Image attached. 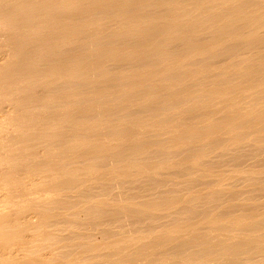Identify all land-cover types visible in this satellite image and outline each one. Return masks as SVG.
I'll use <instances>...</instances> for the list:
<instances>
[{
	"label": "bare ground",
	"instance_id": "6f19581e",
	"mask_svg": "<svg viewBox=\"0 0 264 264\" xmlns=\"http://www.w3.org/2000/svg\"><path fill=\"white\" fill-rule=\"evenodd\" d=\"M0 264H264V0H0Z\"/></svg>",
	"mask_w": 264,
	"mask_h": 264
}]
</instances>
